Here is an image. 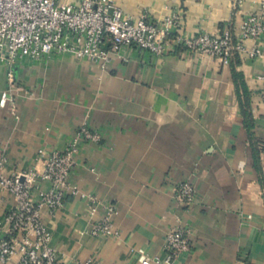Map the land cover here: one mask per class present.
I'll list each match as a JSON object with an SVG mask.
<instances>
[{
    "label": "crops",
    "instance_id": "0c3cea01",
    "mask_svg": "<svg viewBox=\"0 0 264 264\" xmlns=\"http://www.w3.org/2000/svg\"><path fill=\"white\" fill-rule=\"evenodd\" d=\"M233 1L115 0L133 19L179 12L173 36L217 34L260 10L261 0ZM232 67L248 92L250 131ZM7 71L0 63V93L7 90L17 105V116L8 104L0 106L6 174L41 170L37 150H62L84 119L101 135L80 147L70 179L114 205L111 220L119 235H91V221L101 217L102 207L90 215L86 200L68 195L57 211L41 209L62 260L144 264L145 255L164 256V236L181 220L190 230V252L175 264H264V105L258 79L263 59L238 56L224 66L173 44L159 57L132 48L126 60L113 57L104 70L64 56L17 63L11 83ZM182 179L195 188L190 207L173 200ZM48 186L36 181L33 198ZM13 205L12 196L0 191V219Z\"/></svg>",
    "mask_w": 264,
    "mask_h": 264
},
{
    "label": "built area",
    "instance_id": "2783aa9c",
    "mask_svg": "<svg viewBox=\"0 0 264 264\" xmlns=\"http://www.w3.org/2000/svg\"><path fill=\"white\" fill-rule=\"evenodd\" d=\"M239 3L241 0H234L232 5ZM180 22L177 11L158 20L147 14L133 19L115 0H0V63L7 64V80L11 83L13 67L25 59L41 63L72 56L96 62L104 70L113 57L126 60L132 48L159 57L173 44L215 57L224 66L235 55L264 60V0L260 1L258 12L245 14L237 27L226 25L217 34L201 31L193 36H173ZM258 79L263 83L264 105V71ZM7 104L15 106L13 97L3 90L0 106ZM100 139V133L84 121L62 150H37L36 160L43 162L41 170L19 169L6 174L7 157L0 153V191L9 193L14 201L0 219V263L16 257L17 264H92L90 259L62 260L52 244L51 231L43 222L41 209L57 211L68 195L86 200L90 215L102 207L101 217L91 221V235H119L111 220L116 212L114 205L82 190L70 179L80 147ZM36 181H46L49 186L34 199ZM173 200L179 206H192L196 200L193 184L187 179L179 181ZM189 232L186 223L177 220L164 236V256L145 255L143 263L175 264L190 252Z\"/></svg>",
    "mask_w": 264,
    "mask_h": 264
},
{
    "label": "trees",
    "instance_id": "16d2710c",
    "mask_svg": "<svg viewBox=\"0 0 264 264\" xmlns=\"http://www.w3.org/2000/svg\"><path fill=\"white\" fill-rule=\"evenodd\" d=\"M238 58L237 55L233 56L230 62H234V59L236 60ZM233 64V63H232ZM232 75L233 78L235 80V84L237 86V89H241V95L243 96V100L244 102L242 103V106L245 105V108L243 107L242 109V113H243V117H244V122H245V126L247 128L248 131H250V128L252 127V119L250 116V113L248 111V105H249V99H248V92L245 86V83L242 80V75L240 72L236 71V69L234 67H232ZM238 94L240 93L239 91L237 92ZM254 155V154H253ZM255 158V162H257V158L254 155Z\"/></svg>",
    "mask_w": 264,
    "mask_h": 264
},
{
    "label": "rangeland",
    "instance_id": "374dc122",
    "mask_svg": "<svg viewBox=\"0 0 264 264\" xmlns=\"http://www.w3.org/2000/svg\"><path fill=\"white\" fill-rule=\"evenodd\" d=\"M57 58H62V57H57ZM262 95H263V94H262ZM28 97L31 98V97H32V94L29 93V94H28ZM13 99H14V97H13ZM14 102H15V106H14V107H10V108H9V111H10L12 114H14L15 116H17V114H16L17 105H16V101H15V99H14ZM84 121H87V119H84L83 121H81V123H83ZM67 140H68V139H67ZM67 140H66V141H67Z\"/></svg>",
    "mask_w": 264,
    "mask_h": 264
}]
</instances>
